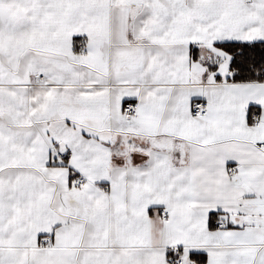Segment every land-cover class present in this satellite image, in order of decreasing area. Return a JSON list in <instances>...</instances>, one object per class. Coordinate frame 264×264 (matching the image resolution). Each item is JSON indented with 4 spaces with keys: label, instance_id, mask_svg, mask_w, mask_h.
<instances>
[{
    "label": "snow or ice",
    "instance_id": "obj_1",
    "mask_svg": "<svg viewBox=\"0 0 264 264\" xmlns=\"http://www.w3.org/2000/svg\"><path fill=\"white\" fill-rule=\"evenodd\" d=\"M0 264H264V0H0Z\"/></svg>",
    "mask_w": 264,
    "mask_h": 264
}]
</instances>
